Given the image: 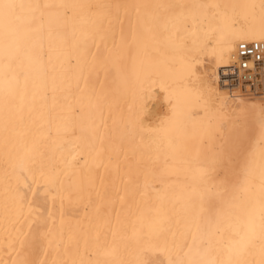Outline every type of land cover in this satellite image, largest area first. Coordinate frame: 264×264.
<instances>
[{
    "label": "bare ground",
    "instance_id": "6f19581e",
    "mask_svg": "<svg viewBox=\"0 0 264 264\" xmlns=\"http://www.w3.org/2000/svg\"><path fill=\"white\" fill-rule=\"evenodd\" d=\"M0 264H264V0H0Z\"/></svg>",
    "mask_w": 264,
    "mask_h": 264
}]
</instances>
